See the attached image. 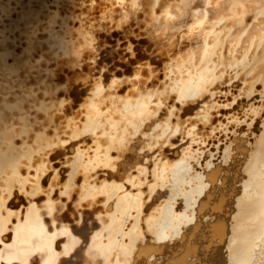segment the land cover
<instances>
[{
  "label": "bare ground",
  "instance_id": "bare-ground-1",
  "mask_svg": "<svg viewBox=\"0 0 264 264\" xmlns=\"http://www.w3.org/2000/svg\"><path fill=\"white\" fill-rule=\"evenodd\" d=\"M0 264H264V0H0Z\"/></svg>",
  "mask_w": 264,
  "mask_h": 264
}]
</instances>
